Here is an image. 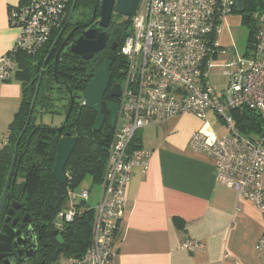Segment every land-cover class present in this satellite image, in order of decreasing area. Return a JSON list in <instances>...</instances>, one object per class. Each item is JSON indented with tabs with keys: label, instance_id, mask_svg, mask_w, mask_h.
Wrapping results in <instances>:
<instances>
[{
	"label": "built area",
	"instance_id": "obj_1",
	"mask_svg": "<svg viewBox=\"0 0 264 264\" xmlns=\"http://www.w3.org/2000/svg\"><path fill=\"white\" fill-rule=\"evenodd\" d=\"M69 2L23 0L10 7V22L19 28V34L12 49L0 56V81L15 76L20 52L36 53L49 41L62 25ZM236 2L141 0L135 6L131 31L120 48L126 74L99 196L91 204L90 189L75 194L69 188L67 203L53 222L56 230L63 231L85 211H92L90 244L75 264H118L116 244L131 170L139 165L146 171L151 156V150L132 149V143L144 127L184 113L205 121L207 113L214 111L230 129L229 135L217 137L203 127L192 133L189 147L210 155L218 181L237 190L264 217V136L251 138L242 133L232 114L248 107L264 115V11L254 13L258 28L253 47L244 56L231 57L230 47L223 46L220 37L228 17L235 13ZM222 56L228 59L224 64ZM216 66H222L221 73L228 77L225 89L211 82ZM7 143L8 137L2 145ZM182 246L195 252L203 243L186 238ZM263 247L264 235L258 242V248Z\"/></svg>",
	"mask_w": 264,
	"mask_h": 264
},
{
	"label": "crops",
	"instance_id": "obj_2",
	"mask_svg": "<svg viewBox=\"0 0 264 264\" xmlns=\"http://www.w3.org/2000/svg\"><path fill=\"white\" fill-rule=\"evenodd\" d=\"M22 2L0 0V56L16 42L19 28L10 22V7ZM234 14L220 37L227 48L231 46L226 28L237 20ZM16 75L0 81V149L23 99V82ZM211 113L220 123L214 111L205 121L184 113L138 132L140 146L151 150L149 168L136 165L131 170L116 263L264 264V247L258 248L264 235L262 213L237 190L218 181L210 155L189 147L192 133L203 127L217 137L225 135L215 129ZM186 238L202 242L203 247L195 252L184 249Z\"/></svg>",
	"mask_w": 264,
	"mask_h": 264
},
{
	"label": "trees",
	"instance_id": "obj_3",
	"mask_svg": "<svg viewBox=\"0 0 264 264\" xmlns=\"http://www.w3.org/2000/svg\"><path fill=\"white\" fill-rule=\"evenodd\" d=\"M138 0H136V5ZM245 11L234 12L241 14L242 23L248 28V46L253 47L258 22L254 18L255 12L264 11V0H244ZM96 0H70L64 21L56 28L49 41L36 53L20 52L17 57V77L23 82V99L14 120L10 124L8 143L0 149V200L5 187L7 176L12 164L16 144L19 140L18 154L22 155L18 165L16 180L11 188L10 200L22 204L21 217L29 215L34 226L41 232L45 244H57L54 235V218L56 213L67 203L68 189L75 188L82 180L91 175L94 181L100 183L104 175L109 145L114 128L110 124V114L104 105L105 122L99 130L94 129L97 113L83 104L84 91L89 81L94 77L102 61L103 54H95L87 60L66 48L60 56L58 64V80L55 78V55L61 46L64 32L60 40H55L62 31L73 6L83 13L93 11ZM131 19L117 23L115 32L122 44L131 31ZM47 60L43 76L40 81L43 64ZM126 66L125 61L121 64ZM40 81L35 105L29 118L32 103ZM67 83V84H66ZM70 88L75 95V104L67 127L61 132L47 128L48 125L38 123L39 115L45 113L60 114L65 117L70 104ZM238 129L250 136L258 138L264 136V115L248 107L232 111ZM45 125L44 128H38ZM69 132L78 136L77 145L65 167L68 181L60 184L53 175V166L57 154V144L60 138ZM29 143H27L28 138ZM140 146V140L135 137L132 149ZM92 211L78 217L63 231L66 254L68 257L80 259L85 254L91 239ZM51 233V236H47Z\"/></svg>",
	"mask_w": 264,
	"mask_h": 264
},
{
	"label": "water",
	"instance_id": "obj_4",
	"mask_svg": "<svg viewBox=\"0 0 264 264\" xmlns=\"http://www.w3.org/2000/svg\"><path fill=\"white\" fill-rule=\"evenodd\" d=\"M136 0H97L96 4L94 6V14L89 23L86 25H90L91 22L95 19V14L98 8L100 7L101 11V21L100 25L107 27L110 21V18L112 16V13L118 12L120 14L126 15V16H131L133 14L134 8H135ZM75 6V5H74ZM73 6L72 12L74 11L75 7ZM237 10L238 12H244L245 11V3L244 0H237L236 2ZM63 33V29L58 35V37L55 40V44L60 40L61 36ZM71 37V33L67 35L62 42L61 46L59 47L55 59H54V65H55V78L58 80V64L60 60L61 53L64 51L69 39ZM109 39V33L108 32H99L96 28H89L87 30H84L77 39L73 40L72 43L70 44V49L73 53L78 54L82 56L84 59H91L94 57L96 52L102 50L106 46V42ZM114 55L110 56L109 58L105 59L100 67L98 68L97 72L95 73L94 77L89 81V83L86 86V89L84 91V105L88 107L89 109L95 111L97 113V117L94 123V129L99 130L103 123L105 122L106 116L104 114V108H103V103H104V95L105 92L108 89L109 82L111 79V71L110 67L112 65V61L114 59ZM49 57H47L46 61L43 64V69L41 72L40 76V81L43 76V72L47 63V60ZM40 81L37 86V91L32 103L31 107V112L29 115V118L32 114L37 93L39 90L40 86ZM59 81V80H58ZM67 84V83H66ZM70 93H71V98H70V104L68 107V110L65 114L64 120L59 126H47V128L56 130L57 132L61 133L66 127L68 120L71 116L72 110L74 108L75 104V95L74 91L72 88H70ZM121 95V88L118 84H114L113 87L111 88V96L112 97H120ZM108 112L110 114V124L112 127H115L116 120L118 117V112H119V103L115 101H108L106 103ZM45 125H39L36 129L38 128H44ZM30 138H28L27 143H29ZM79 137L78 136H72L69 132H67L65 135H63L58 144H57V154H56V159L55 163L53 166V175L56 178V180L62 184L65 185L67 183V175L65 172V167L77 145ZM18 145H19V140L16 144V149L15 153L13 156L12 164L7 176V180L5 183V187L1 196L0 200V218L6 213L7 207L10 204V196H11V188L16 180L17 173H18V165L21 160L22 155L18 154ZM20 203L18 202H12V209H10L9 215L6 217V225L1 231L0 235V241L8 240L12 241V237L17 234V233H12V227L9 225V220L11 219V214L13 213V210L15 208L20 207ZM30 221V216L27 214L23 218V224L21 227L25 225L26 222ZM16 220L13 221V225L16 224ZM32 230V232L35 234V231L32 227L28 228V231ZM18 232V231H17ZM57 234V241L61 244L64 242L63 236L58 233L57 230L54 232ZM21 238H23V242H29L31 239H28V234L27 237H24V235H21L19 238L15 239L14 245L15 246H21L22 243ZM37 248V243L31 245V249H27L25 251L27 256H33L35 249ZM6 248L1 247L0 251L5 250ZM60 251V248L55 250L54 252V257L57 255V253ZM19 255H18V261L20 263H24L25 259L23 258V250H19Z\"/></svg>",
	"mask_w": 264,
	"mask_h": 264
},
{
	"label": "flooded vegetation",
	"instance_id": "obj_5",
	"mask_svg": "<svg viewBox=\"0 0 264 264\" xmlns=\"http://www.w3.org/2000/svg\"><path fill=\"white\" fill-rule=\"evenodd\" d=\"M93 14L94 11H86L85 13H83L81 9H77V10L74 9L73 12L71 11V13H69V17L65 25L62 28L64 32L63 41L65 37L71 33V37L65 47L66 49L70 47V44L72 43L73 40L81 36L84 30H87L91 27L96 28L99 32L104 31L109 33V39L106 42V46L102 50L96 52V54L102 53L104 60L112 55L115 56L112 61V65L110 67L111 79L109 82L108 89L104 95V103H103V108H104V105L106 106V103L108 101H115L119 103L120 97L111 96V88L113 87L114 84H118L121 88V82L126 74V66L124 65V63L121 64L122 61H125V58L120 54L121 43L118 38L119 34L115 32L116 29L115 26L117 23H123L127 21L128 19L131 18L132 15L126 16L114 11L110 18L108 26L104 27L100 25L101 11L99 7L98 10L96 11L95 19L93 20V22H91L90 25L87 26L86 24L91 21ZM10 209H12L11 200L9 206L7 207L6 213L0 218V235L2 229L6 225L7 222L6 217L9 215L8 211ZM21 211H22V204L20 205L19 208H15L13 210V213L11 214V219L9 220L10 221L9 225L12 227L11 229L12 233H17V234H15L12 237V241H8V240L0 241V248L1 247L6 248L5 250L0 251V264H22L18 261L19 250H23V258L25 259V262L23 264H75L76 259L73 257H68L66 254V250H64L66 243L64 237H63L64 242L60 244L57 241L53 253L52 255H50L49 253L51 251L53 243L50 246L45 244V239L41 235V232L34 226L32 218H30V221L26 222L25 225L21 227L23 224V218L25 217V216L21 217ZM14 220L17 221L15 225H13ZM29 227H32L34 229L35 234L32 232V230L28 231ZM57 231L63 236L61 230H57ZM27 234H28V239H31V241L24 243L23 238H21L20 242L22 243V245L21 246L14 245L15 239L19 238L21 235L27 237ZM51 235H52L51 233H47V236H51ZM54 235L56 236L57 239V234L54 233ZM36 243H37V248L35 249L34 255L27 256L25 251L27 249L32 250L31 245ZM58 248H60V251L54 257V252Z\"/></svg>",
	"mask_w": 264,
	"mask_h": 264
},
{
	"label": "rangeland",
	"instance_id": "obj_6",
	"mask_svg": "<svg viewBox=\"0 0 264 264\" xmlns=\"http://www.w3.org/2000/svg\"><path fill=\"white\" fill-rule=\"evenodd\" d=\"M141 0H138L140 2ZM233 15V14H232ZM234 16L237 17V20L229 25V28H226V37L230 44L229 48V54L231 57H238V56H244L246 48L248 46V28L240 21L241 14L237 13L234 14ZM237 22V23H236ZM235 47H232V45ZM221 60L223 61V64L227 62V58L225 56L221 57ZM223 70L222 66H216L212 69L211 72V82L213 85H217L219 89H225L228 85V77L223 75L221 72ZM216 117H218L215 114ZM211 119L213 121V125L216 126L215 129L217 132L225 135L230 134V129L223 123L222 119H220L222 122H218L213 114L211 113ZM64 120L63 115L59 114H52V113H45L39 116V123L48 125V126H59ZM83 189H90L91 190V197H90V203H96L97 197L99 196L100 192V184L96 181H94L93 177L91 175H87L80 184H78L75 188V194H79L83 191Z\"/></svg>",
	"mask_w": 264,
	"mask_h": 264
},
{
	"label": "bare ground",
	"instance_id": "obj_7",
	"mask_svg": "<svg viewBox=\"0 0 264 264\" xmlns=\"http://www.w3.org/2000/svg\"><path fill=\"white\" fill-rule=\"evenodd\" d=\"M67 226H69V225H66V227H67ZM66 227H65V228H66Z\"/></svg>",
	"mask_w": 264,
	"mask_h": 264
}]
</instances>
